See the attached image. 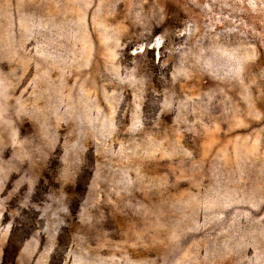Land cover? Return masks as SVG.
<instances>
[{"label":"rangeland","instance_id":"374dc122","mask_svg":"<svg viewBox=\"0 0 264 264\" xmlns=\"http://www.w3.org/2000/svg\"><path fill=\"white\" fill-rule=\"evenodd\" d=\"M0 264H264V0H0Z\"/></svg>","mask_w":264,"mask_h":264}]
</instances>
